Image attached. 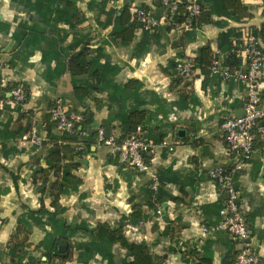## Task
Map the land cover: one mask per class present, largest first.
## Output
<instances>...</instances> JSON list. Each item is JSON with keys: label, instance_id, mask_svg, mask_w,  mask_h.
Returning a JSON list of instances; mask_svg holds the SVG:
<instances>
[{"label": "trees", "instance_id": "trees-1", "mask_svg": "<svg viewBox=\"0 0 264 264\" xmlns=\"http://www.w3.org/2000/svg\"><path fill=\"white\" fill-rule=\"evenodd\" d=\"M12 1L24 5L23 7L40 17V23L34 21L26 25L25 22H20L13 33L15 41L21 44L22 39H18V36H26L24 45L30 44L33 47L28 55L36 47L44 46L41 50L44 62L42 78L49 85L55 86L56 81L67 73L71 91L59 99L63 105L82 115V120L72 130L60 132L56 130L48 113L53 104L46 109L42 119L33 120L17 106L8 105V90L16 82L7 83L2 88L0 104L4 105L0 107V116L3 110L15 111L21 115H17L12 121L2 122L0 119L1 154L4 157L13 155L17 151L16 146H8L4 142L10 140L14 144L18 143L33 123L38 131L44 132L41 144L31 145L34 153L26 163L31 170V186L39 196L40 206L36 209L24 206L17 217L16 231L7 244L9 254L14 258L13 263L64 264L72 258L75 249L76 259L83 263L98 257L104 264H167L165 254L153 251V243L129 239L125 234V227L142 222L143 205L155 208L157 203L164 200L185 202V197L189 196L187 192L173 195L165 188L168 182L175 181L173 172L156 170V190L151 185L143 188L142 201L135 204L128 214H120L113 223L98 221L91 225L85 219L71 222L64 215L67 208L61 204L60 199L79 191L82 177L77 171L82 166L83 156L95 144L98 127L95 128L93 123L99 110L107 109V115L100 126L110 124L116 130L114 136L118 141L135 132L138 126L146 140L158 144L166 139L167 131L154 125L153 121L158 114L166 117L169 109L183 106V91L190 81L176 74V61L184 58L182 47L192 41L197 30L204 25H214L220 29L215 38L219 54L214 55L210 43L206 42L198 48L193 68H198L204 76L203 87L209 84L219 87L222 79L219 75L210 73V64L214 57L218 59L221 69H232L231 67L240 63L236 50L242 43V34L240 28L229 25V21L241 22L251 17L250 5L244 0H197L201 11L199 15L190 18L185 10V0H180L173 13L160 0L154 4V8L140 2L137 7L148 10L156 19L167 18V21L154 29L146 30L143 29L141 20L130 12V4L134 0H123L120 6L116 4V0ZM82 3L84 7H81ZM88 13L92 16H88ZM184 23H188L189 27L176 31L180 28L176 25ZM59 24H66V27H60ZM25 30H28L27 33ZM252 33L257 38H264V22L259 30H252ZM69 36L71 39L68 41ZM169 44L176 50V56L167 59L163 71L170 78V86L178 94V99L172 102L154 89L147 88L138 78L120 80L119 74L124 64L115 61L106 50L107 46L128 48L129 59H140L152 49L163 52ZM24 86L27 100L29 90L25 84ZM119 101L121 106L117 104ZM151 104L154 110L147 108ZM181 140L185 142L186 137L183 136ZM79 145L82 148L77 150ZM257 146L263 150L261 141L256 142L255 147ZM113 155L117 164L127 165L119 163L116 155ZM145 159L149 161L148 154ZM13 176L17 179L16 175ZM180 183L181 186L184 185L182 181ZM84 196L85 194L79 193L80 198L83 199ZM45 198L49 200L48 206L44 203ZM192 198L189 196L187 200L190 202ZM222 205L223 203L218 205L219 211ZM35 228L42 230L43 236L33 244L28 242V237ZM171 230L166 228L163 235L169 234ZM216 233L190 241L183 258L193 264H211L214 253V239L211 237ZM59 245H64V251H59ZM115 246L123 251L120 261L114 259ZM236 253L237 250L233 251L234 260ZM24 258L26 262H21Z\"/></svg>", "mask_w": 264, "mask_h": 264}, {"label": "crops", "instance_id": "crops-1", "mask_svg": "<svg viewBox=\"0 0 264 264\" xmlns=\"http://www.w3.org/2000/svg\"><path fill=\"white\" fill-rule=\"evenodd\" d=\"M156 1L134 0L130 4V12L138 8L137 4L140 2L154 8V4L159 3ZM122 2L123 0H116L118 6ZM244 2L250 5L251 17L241 22L229 21V25L240 28L242 38L248 31L259 30L264 22V0ZM23 6L12 0H4L0 5V84L22 81L28 87L29 98L20 107L21 112L29 114L33 120H40L56 99L70 93L71 85L67 73L56 81L55 86L44 81L41 76L44 69L41 50L44 46L36 47V50L28 55L33 47L30 44L24 45L26 36H18V39H22L21 44L15 41L13 33L18 29L20 22L23 21L26 25L34 21L40 23L38 14ZM81 7H84L83 3ZM87 15L92 16L90 13ZM59 26L66 27V24ZM176 27H180L176 31L185 29L183 25ZM219 30L214 25L202 26L197 30L195 38L182 47L183 57L195 58L198 48L206 42L210 43L213 53L218 51L215 38ZM25 31L27 33L28 30ZM172 32L173 30L170 33ZM70 39L71 36L67 40ZM258 39L264 51V38ZM106 50L115 61L124 64L119 74L120 80L135 77L143 81L147 88L160 93L167 101L178 99L177 92L170 86L169 76L163 71L167 59L176 56V50L171 44L166 45L163 52L152 49L140 59H129L128 48L107 46ZM244 67L245 61L240 58V63L231 68ZM203 77L200 70L195 69L189 85L183 91V106L169 109L166 117L158 114L153 121L154 125L167 131L166 140L172 149L155 147L148 153L151 172L167 170L174 173L175 181L168 182L165 188L173 195L187 192L193 197L192 201L187 200L188 196L185 197V202L164 200L157 203L155 208L143 205L142 222L125 227V234L129 239L153 243V251L165 254L167 264H193L183 258L184 251L190 241L200 238L201 224H214L219 221L217 207L224 201V193L218 190L208 172L216 165L230 167L235 163L234 157L226 153V142L220 124L225 117L235 115L237 110L243 108L246 99L245 88L239 83L223 81L219 87L211 84L203 87ZM259 84L264 104V68L259 76ZM117 104L121 106L120 101ZM3 105L0 104V107ZM147 108L154 110L152 104L147 105ZM24 109L27 111L24 112ZM17 115L21 113L3 110L0 119L2 122L12 121ZM106 115V108L99 110L95 114L93 126L99 127ZM179 129L185 131V142L181 140L183 137L177 136ZM115 133L116 130L111 128V134ZM38 134L43 136L44 132L39 130ZM4 144L16 146L17 151L8 157H4L0 152V264H14L7 244L16 231L17 217L24 206L38 208L40 199L31 186V170L26 165L34 153L31 145L22 141L14 144L10 140ZM112 155L110 149L92 145L90 151L83 156L82 166L77 171L82 177L79 191L60 199L61 204L67 208L64 213L67 220L78 222L85 219L91 225L98 221L113 223L120 214H128L135 204L142 201L143 188H149L151 185L150 175L137 171L128 163L126 166L117 164ZM13 174L17 179L13 178ZM181 181L184 183L182 186ZM233 181L240 205L247 215L250 231L248 242L258 253L260 264H264V153L260 146L255 147L247 164L234 172ZM79 193L85 194L83 199L79 197ZM44 203L48 206L49 200L45 198ZM157 208L160 209L159 214L156 213ZM166 228L172 230L163 235ZM42 236L43 231L35 228L29 235L28 242L35 244ZM211 238L214 239L211 264H234L233 251L238 250L239 243L224 231H218ZM31 248L32 244L28 250L31 251ZM113 252L114 259L120 261L123 256L122 249L115 246ZM21 262H26V258ZM64 264L104 262L98 257L87 263L78 261L74 249L72 258Z\"/></svg>", "mask_w": 264, "mask_h": 264}, {"label": "built area", "instance_id": "built-area-1", "mask_svg": "<svg viewBox=\"0 0 264 264\" xmlns=\"http://www.w3.org/2000/svg\"><path fill=\"white\" fill-rule=\"evenodd\" d=\"M4 0H0V5ZM169 8L171 13L178 8L180 0H160ZM185 10L188 17L192 18L199 15L201 8L197 0H185ZM141 20L143 29L152 30L160 25L162 21H167L165 17L156 19L144 8H136L131 12ZM185 29L189 27L188 23L182 24ZM237 55L245 61L243 69L220 68L217 58H213L210 64V73L219 75L223 82H235L245 88L246 99L243 105L244 113L242 116L229 115L225 117L220 128L226 142V153L234 157L235 163L228 167L216 165L209 170L208 174L214 181L219 191L227 193L228 197L224 199L223 205L219 211L220 219L214 224H201L199 226L200 238H205L218 231L227 232L231 238L239 243L234 264H260L258 253L250 246L248 242L249 227L248 221L240 202H237L238 191L234 186L233 174L235 171L243 168L251 158L255 144L262 142L264 153V104L260 94L259 76L264 68V51L260 46L259 39L252 32L248 31L242 38V43L236 50ZM219 54V50L214 55ZM194 58L186 57L176 61V74L184 79L190 80L193 76ZM6 85V84H5ZM5 85L0 84V93ZM9 103L19 108L26 101L27 94L24 83L17 81L12 84L8 90ZM27 111L26 109L23 110ZM50 119L55 123L56 130L70 131L81 120L82 115L67 106L63 105L60 99H56L53 105L48 109ZM44 129V126L42 125ZM43 136L38 134L34 123L31 129L22 135L19 142H26L30 145H40ZM95 147H106L116 155L119 163H128L137 171L148 173L151 178V188L156 190L157 177L151 172L150 166L145 159V155L151 153L155 147H167L172 149L171 145L165 139L155 145L152 141L146 140L142 129L138 126L132 134L118 141L113 134L105 136L103 126L97 128ZM82 146H77L80 150ZM160 213V209H156Z\"/></svg>", "mask_w": 264, "mask_h": 264}, {"label": "water", "instance_id": "water-1", "mask_svg": "<svg viewBox=\"0 0 264 264\" xmlns=\"http://www.w3.org/2000/svg\"><path fill=\"white\" fill-rule=\"evenodd\" d=\"M156 2H159V1L157 0ZM11 86H12V84L10 85V87ZM8 96H9V94H8ZM17 108H19V106H17ZM243 113H244V109L241 108V109H239V110H237L235 112V116L240 117V116L243 115ZM104 129H105V136L109 137L110 134H111V126H110V124H106ZM184 135H185V131L183 129H179L177 131V136L183 137ZM223 197H224V199H226L228 197L227 193H224ZM237 202H240L239 198L237 199ZM58 249H59V251H64L65 247H64V245H59Z\"/></svg>", "mask_w": 264, "mask_h": 264}, {"label": "rangeland", "instance_id": "rangeland-1", "mask_svg": "<svg viewBox=\"0 0 264 264\" xmlns=\"http://www.w3.org/2000/svg\"><path fill=\"white\" fill-rule=\"evenodd\" d=\"M118 5H119V3H118Z\"/></svg>", "mask_w": 264, "mask_h": 264}]
</instances>
